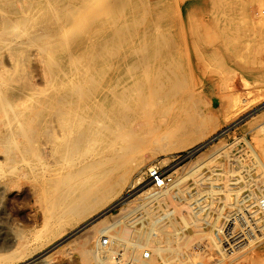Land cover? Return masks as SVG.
<instances>
[{"label": "rangeland", "instance_id": "obj_1", "mask_svg": "<svg viewBox=\"0 0 264 264\" xmlns=\"http://www.w3.org/2000/svg\"><path fill=\"white\" fill-rule=\"evenodd\" d=\"M105 1L93 0L91 7H88L89 10L87 9L89 12L85 9L86 13L84 11L76 13V21L72 23L73 28L63 17L66 9L64 6L60 8L61 2L51 0L47 5L37 4L34 7L38 15L35 24L38 27L42 25V28L46 29L44 34L47 35L43 37L49 38L50 41L47 40V43L53 38L51 34L49 37L50 30V33L53 30L58 32L56 34L59 42L65 45L62 47L64 50L62 56L66 62L68 61L70 77L48 88L44 79L47 78L46 61H40L36 54L22 60L23 55H20V52L18 54L10 52L8 44L1 39L0 95L18 100L16 104L21 111L24 109L31 111L33 105L38 102L46 105L54 91L58 92L69 86L94 87L101 82L104 74L128 70L130 79L127 83L132 84V93L129 96L125 95L127 101L122 102L118 109L125 112V106L129 103L137 109L144 98L140 91L151 88L152 92L149 96L155 98L157 103H166V109L161 115L163 126L171 124L183 128V131L189 127V131L175 133L173 138L167 136V139L160 144L166 147L164 151L153 155L149 154V149L155 148L156 144L139 139L125 140L128 135L123 134L118 144L112 146L106 139L107 132H104L98 135V138L107 141L105 142L107 149L101 157L95 150L87 149L83 154L84 158L80 156L74 160L75 162L65 164L66 167L62 162L57 161L58 163L54 162L51 165L52 169L46 167L41 168L40 171L33 167L32 156L28 153L26 155L17 148L13 149L12 154L15 163L7 162L3 153L4 146L0 143V264H21L22 258L30 259L32 256H37L33 264H98L95 261L83 260L76 249L69 251L64 249V246L67 247V241L73 239L72 242L76 241L75 239L82 232L68 237L71 229L75 227V217L71 216L73 218L59 222L48 207L50 200L59 192V188L56 189L54 186H59L56 177H64L66 174L70 175L65 176L66 179H70L68 181L70 184L74 180L86 179L91 174L90 177L96 179L93 180L94 183L104 187L103 196L95 198L96 208L93 213L90 212V215L88 214L78 223H84L89 219L91 221L97 217L103 219V225L108 223L111 228L107 234L109 236L111 234L112 239L104 245L107 244L111 248H108L109 252H105L104 248L101 253H106L107 257L114 260L113 262L111 260L112 264H130L133 255L126 254L128 249L134 250L136 257L141 255L142 251L143 255L147 252L151 256L150 248L139 242L140 237L148 232L156 235V239L158 237L163 246L167 245V250L161 252L163 254L154 253V259L150 261L151 263L154 261L152 264H264V208L258 203V200H264V155H262L264 151V22L258 19H264V0H148L151 5L143 8L140 4L135 11L131 7L130 0L126 2L113 0L117 4L112 0ZM5 2L7 0H0L1 30L5 26L4 23L8 22L6 19L10 16L11 10L13 11L18 4L15 2L6 5ZM109 3L110 16L106 13L99 17L97 12L94 13L99 5L108 4L109 7ZM246 5L253 9L247 10ZM112 6L115 8L112 9ZM149 7L152 8V13L158 16L155 17L161 27L159 36L156 31L151 36L145 34ZM134 12L141 19L131 15ZM80 13L84 16L85 14L88 16V13L97 16L89 15L90 19H88V17L83 18ZM79 14L80 17L82 16L81 19ZM51 18H54L53 22ZM54 21L60 23L58 24L60 28ZM23 22L12 23L9 38L19 39L23 35L21 34L25 31L21 29ZM50 22L52 26L55 24L53 28ZM76 24L79 26H75ZM67 25L70 27L67 28ZM87 29L89 32L86 31ZM140 29L143 30V34ZM69 30L72 31V35ZM161 38H163L162 42L165 41L163 44ZM67 43L70 48L67 47ZM20 47V51L26 50L25 46ZM65 47L79 54L67 57L68 51ZM158 51L166 52L167 58L165 65L168 68L161 73L158 71L160 66L155 68L150 65L152 64L150 56ZM15 57H19L18 60ZM85 61L88 63L87 68ZM151 82H153L152 86L149 85ZM47 88L54 90L48 92ZM38 90L43 93L40 94ZM44 99L45 101H42ZM237 106L238 111L233 114L232 111ZM3 111L0 108L1 131L5 128ZM124 123L125 119L120 118L113 120L112 126L117 127L120 124L125 126ZM27 124L31 125L29 119ZM23 127L28 126L23 125ZM201 128L207 129L206 132L209 128L213 129L207 136L199 138ZM24 136L21 129L9 133L14 143L25 142ZM180 140H188L192 144L169 151L168 148L173 144H179ZM200 143L201 146L196 147L193 153L188 152L190 147L198 146ZM250 147L254 148L261 158L256 156ZM146 154L150 157L143 160V155ZM79 158L81 161H78ZM82 160L85 163L91 161L93 164H90L91 169L89 166L88 170L80 171L84 164ZM76 162L81 163L76 164ZM153 164L162 169L167 177L166 182L160 188L153 187L149 193L142 194L140 193L142 190L151 186L143 181L142 174ZM69 165L74 168H70ZM94 166L95 168H92ZM77 172L80 174H76ZM79 175L81 177H78ZM53 176L55 178H52ZM136 177L140 179L136 181ZM166 192L168 199L161 200L160 196L162 193L167 194ZM77 204L79 206L80 201L75 199L66 206H77ZM130 206L135 207L133 211L122 216L112 225L111 215L118 213L123 207ZM60 229H64L63 234L56 236ZM102 236L107 238L106 233ZM215 240H219V243L216 244ZM102 263L101 261L100 264Z\"/></svg>", "mask_w": 264, "mask_h": 264}, {"label": "bare ground", "instance_id": "obj_2", "mask_svg": "<svg viewBox=\"0 0 264 264\" xmlns=\"http://www.w3.org/2000/svg\"><path fill=\"white\" fill-rule=\"evenodd\" d=\"M50 1L51 0H7V2H5V3H7L6 5H8V4L11 5V4H14L15 2H17L18 4H17V6L15 7V9L13 11L11 10L10 16L6 19L9 23L8 22H7V24H6V22L4 23V25H5L4 28L2 26L3 30H1V28H0V30H1V32H0V37H1L0 41L2 39V41L4 40V42L8 44V48H9L8 50L10 52H13L15 54H18V52H20L19 54L23 55V57H22L23 59L22 60L28 59L32 54H36L39 57L40 61H42V60L46 61L45 63H46V75H47V78H44V79L46 81L45 84H46V86H48V88H50L56 82L57 83L58 82H62L63 80H65V79L70 77V75L68 73V70L70 69V68L68 69V67H69L67 65L68 61L66 62L65 59L62 56V52L64 51L62 49V47H64L65 45L63 46L62 43L59 42L58 36L56 34L58 32L53 30V32L50 33L51 32V30H50L49 37H50V34H51V37H53V38H51L52 40H51L50 43H47V40L49 38L44 39V37H43L45 35L44 33H46L45 32L46 29L44 30V27L42 28V25L40 27H38V25L35 24V21H36V18L38 17V15L35 13L36 9L34 10V7L37 4H39V5L40 4L41 5L42 4L43 5H47V4L50 3ZM56 2L57 3L61 2L60 4H62V5H60V8H62V6L65 7V9H66L65 10V15L63 13H61V14L64 15L63 17H64L65 21H67L66 23H69L71 25V27L73 28L72 23H74L76 21V17H75L76 13H79V12L83 13V11L85 9H86V11H88L89 10L88 7L89 6L91 7V3H93V0H60V1L56 0ZM94 2H95V0H94ZM101 2H102V0H101ZM125 2H126V0H125ZM125 2H124V4H126ZM130 2H131V7L134 8V11H135L136 7H138V5H140V4L143 6V8H146L148 5H151L148 0H130ZM113 3H116V2L113 1ZM128 3H129V1H128ZM51 4H53V3L51 2ZM157 4H159V3H157ZM107 5L106 4L99 5L98 8H96V10L94 9L95 10L94 13L96 14V12H97L98 16L101 15V14L104 15V14L108 13V9L111 8V7H110V3H109V7ZM153 5L156 6V4H153ZM50 6L52 7V5H50ZM3 7H5V6H3ZM64 7H63V9H64ZM114 8L115 7H113L112 9H114ZM53 9H52V11H53ZM246 9L250 11V9H253V8L250 7L249 5H246ZM86 11H84V13H86ZM127 11H128V9H127ZM152 11L153 10H152L151 7H149V10L147 9V12H148V14H147V17H148L147 18V22L148 23L146 22L147 23V27H146V30H144V31H145V34L148 35V36H149V34L151 36L152 33L156 31L158 33L157 35L159 36V35H161V27H160L159 24H157L158 21H156V17H155V16H157L156 13L153 14ZM60 12H62V11L60 10ZM129 12H127V13H129ZM141 12H142V10H141ZM54 13H56V12H54ZM90 13H91V11H90ZM80 14H79V17H80ZM92 14H93V12H92ZM92 14L88 13V16L92 15ZM108 14H109L108 16H110V13H108ZM136 14L137 13L134 12V14H131V15H134L135 18H138V15L136 16ZM81 15L84 16L83 14H81ZM131 15H130V17H131ZM88 16H87V14H85V16L83 18H86ZM92 16L96 17L97 15L96 16L92 15ZM49 17H51V16H49ZM77 17H78V15H77ZM81 17L79 19H81ZM103 18H105V17H103ZM53 19H52V22H53ZM88 19H90V18L88 17ZM138 19H141V18L139 17ZM258 19H259L260 22H264L263 18H258ZM18 21H24L23 22L24 24L21 26V29L25 30V31H24V33L20 32L23 35H21V37L19 39L18 38L15 39V37H14V39L9 38L10 36H8V35L11 33L9 30L12 28L11 27L12 23H17ZM55 21H56V19H55ZM52 22H50V24ZM78 22H79V20H78ZM132 22H134V21H132ZM80 23L81 22H79L78 24H80ZM96 23H98V22H96ZM58 24H60V23L58 22ZM58 24H57V27L60 28V25L58 26ZM6 25H8V26L6 27ZM64 25H66V24H64ZM68 25H67V28L70 27V26L68 27ZM43 26H44V24H43ZM51 26H52V24H51ZM53 26H52V28H53ZM75 26H79V25L76 24ZM58 28H54V29L58 30ZM93 28H94V25H93ZM136 28H137V26H136ZM13 29H14V27H13ZM49 29H50V27H49ZM65 29H66V27H65ZM90 30H92V29H90ZM8 31H9V33H8ZM60 31L61 30H59V32ZM86 31L89 32L88 29ZM86 31H85V33H86ZM142 31L143 30H141V33H142ZM65 32H68V31H65ZM69 32H70V30H69ZM71 32H70V35H72ZM137 32H138V30H137ZM46 35H45V37H46ZM58 35H60V34H58ZM118 35H119V33H118ZM11 36H13V35H11ZM131 36H132V34H131ZM152 38H155V37L152 36ZM81 39H79V40H81ZM162 39L163 38H161V42H162ZM165 39H166V37H165ZM86 40H88V39H86ZM155 40H156V38H155ZM48 41H50V40H48ZM61 41H63V40H61ZM163 42H165V41H163ZM163 42H162V44H163ZM152 44H154V43H152ZM158 44H159V42H158ZM19 45L20 46L21 45L25 46L26 50L22 49V51H20L19 49L21 47ZM66 45H67V47H69L68 43ZM5 46H4V48H6ZM161 46H163V45H161ZM71 48H73V47H71ZM100 48H105V47H101L100 46ZM65 49H66V47H65ZM66 50L68 51L67 52V55H68L67 57H71V55L76 56L75 54H77V55L79 54L77 52H74L73 49H69V50L66 49ZM100 51H102V50H100ZM165 53L166 52L158 51V52H155L152 56H150V63H152L150 65L152 67H155V68L160 66L159 70H158L159 73H161L162 71L164 72L168 68L165 65V63L167 62V58H166ZM101 54H100V56H101ZM74 56H72V57H74ZM103 57H104V55H103ZM116 57H117V55H116ZM119 57H120V55H119ZM18 58L19 57H17L16 59L18 60ZM138 58H140V57H138ZM67 59L68 58H66V60ZM82 60H84V59H82ZM100 60H102V59H100ZM87 61H88V59H87ZM87 61H85V63H87ZM112 61H113V59H112ZM121 61H119V62H121ZM116 63H118V62H116ZM124 64H125V62H124ZM15 65H17V63H15ZM87 65H88V63L86 64V68H87ZM115 65L116 64L114 63V66ZM108 66L111 67L112 65H108ZM91 67L93 68V66H91ZM94 67H96V66H94ZM92 68H89V70H92ZM139 68H140V66H139ZM99 69H98V71H100ZM116 69H118V68H116ZM124 69L126 70L125 66H124ZM76 70L74 72H76ZM108 70H110V69H108ZM77 71H79V70H77ZM130 71H131V69H130ZM138 72H139V70H138ZM138 72H137V74H138ZM40 73H41V71H40ZM71 73H72V70H71ZM81 74H83V73L81 72ZM41 75L43 76L42 73H41ZM129 75H130V72L128 70L125 71V72L119 71V72H116V73L104 74V76H102L103 79L101 80V82L98 85H95L94 87H88L87 86V87H83L82 88V86H80L81 88L80 87L79 88H77V87L76 88L75 87L72 88V87L69 86V88L67 87L66 89L60 90L58 92L54 91V93L51 94V96H49V99L46 96V98L49 100V101L47 100L48 101L47 104L44 103L46 105H41L38 102L36 105H33L34 107L31 110L32 112L28 111V110L25 111L26 109H24V111H21L18 108L17 104H16L18 100L16 101L15 99H12L11 97L7 98V97H3V96L0 95V108H2L4 110L3 111L4 112L3 122L5 124L4 131L0 130L1 131L0 132V143H2L3 146H4L3 153L5 155V158H7L6 161L15 163L16 160L12 156L13 151H14L13 149H15V148L21 150L23 153H26V155H27V153H28V155H31L32 158H33L32 165L34 163L33 167L39 169V171H40L41 168H44V169L46 167L47 168L48 167L51 168V165L54 162H57V161L62 162L64 164L63 166H65V164H69L70 162H73L75 159H77L80 156H82L81 158H84L83 154H84L85 150H87V149L95 150V152L101 157L102 155H104V152L107 149V148H105V145H106L105 142H107V141L102 139V138H98V135L103 134L104 132H107V138L106 139L108 140V143L110 145H112V146L113 145L116 146V144H118L119 138L124 134L125 136L128 135L127 139H125V140L134 141V140L139 139L140 141L142 140V141H145V142H151L153 144H156L155 148L152 147V149H149L150 150L149 151L150 155H153V154L158 153V152L160 153L161 151L163 152L164 148H166V147H163L164 144L162 146L160 144L167 139V136H170V137L173 138L175 133H180V131L185 133V131H187L189 127L187 128V130L183 131L182 130L183 128H179L178 126H176V127L175 126H171V124H167V125L163 126V124L161 123V115L163 114V112L166 109V107H165L166 103H164V104L157 103L155 98H153L152 96H149L150 93L152 92L151 88H147V89H144V90L140 91L141 92L140 94L143 95L144 98H143L142 103L138 106L137 109H134L133 105L131 103H129L128 105L126 104V106H125L126 111L125 112H121L118 109V106H120V104L122 102L127 101L126 96H129L132 93V89H131V85L132 84L131 83H127V81H129V79H130ZM164 75L165 74H163V76ZM98 78H100L99 75H98ZM83 80L84 79H82V81ZM165 80H167V79H165ZM78 82H80V81H78ZM67 83H69V82L67 81ZM92 83H94V82L92 81ZM92 83H90V84L92 85ZM58 85L60 86V84H58ZM83 85H84V83H83ZM149 85L152 86L153 82L149 83ZM71 86H73V85H71ZM48 88H47L48 92L51 89H52V91L54 90V88H51L50 90ZM55 88H57V87H55ZM1 90L2 89L0 88V92H1ZM42 91L43 92L45 91L44 88H43ZM37 92H39V90ZM43 92H39V93L41 94ZM144 92H146L145 93L146 95L144 94ZM40 94H38V96ZM40 96L42 97V95H40ZM45 99L42 100V101H45ZM236 102L237 101L235 99V102H234L235 106H236ZM18 104H20V103H18ZM237 109H238V106L232 111V113L235 114L238 111ZM120 118H124L125 119V123H124L125 126H122L121 124L119 126H117V127L116 126H112L113 120H119ZM28 119L31 121V125L27 124V120ZM167 123H169V122H167ZM193 123H195V121ZM23 125H27L28 127L24 128ZM196 125H195V127H196ZM193 127H194V125H193ZM197 128H199V127H197ZM19 129H21V131L25 134V136H24L25 137V139H24L25 142H23V143H14L11 140V138L9 137V133H10V131H13V130H15L17 132V131H19ZM212 129L209 128V130L207 132L205 131L207 129H205V130L203 128L199 129L200 133L199 132L198 133L201 134V135H198V136H200L199 138H203V137L207 136V134H209V132H211ZM197 131H198V129H197ZM181 134H183V133H181ZM44 136H46V137H44ZM125 136H123V137H125ZM176 136H178V135H176ZM192 136H193V134H192ZM187 138H189V137H187ZM190 141H191V139H190ZM190 141H188V140L181 141L179 144L171 145L168 149L170 151V150H176L178 148H184L185 146H189V145L191 146L192 143ZM141 143H143V142H141ZM259 143H262V142H259ZM200 146H201V143H200V145L198 144V146L190 147L188 152L191 154V153H193L195 151L196 147L198 148ZM250 148L253 150V153L256 156L261 158L260 155L254 150V148H252V147H250ZM263 149H264V147H263ZM262 153H263L262 155H264V151ZM149 154L148 155L147 154L143 155L144 156L143 160H145L148 157H150ZM141 157H142V155H141ZM93 158H94V156H93ZM143 160H142V162H143ZM78 161H81V159L78 160ZM139 161L141 162V159ZM92 162H97V161H92ZM0 163H1V161H0ZM5 163H3V165H6ZM79 163H81V162H79ZM79 163L76 162V164H79ZM90 164H92L91 161L87 162V163L84 162V164H82V166L80 165L81 166V170L80 171L88 170L87 168H89ZM95 164L96 163H94V165ZM26 165L28 166L29 164H26ZM58 165L62 166L60 164H58ZM11 166H12V164H11ZM69 167H70V165H69ZM69 167H67V168L69 169ZM71 167H73V166H71ZM67 168H65V170ZM78 168L80 169V167H78ZM92 168H95V166L92 167ZM9 169H10V167H9ZM44 169H42V170H44ZM90 169H91V166H90ZM14 170H15V168H14ZM65 172H67V171H65ZM90 172L91 171H89V173ZM108 172H109V170H108ZM108 172H107V174L109 175ZM85 173H83V174H85ZM59 174H58V176H61ZM72 174H75V173H72ZM76 174H80V173L77 172ZM90 175L88 177L86 176L87 177L86 179L82 178V180H80V181L74 180L72 178L74 180V182L72 183L70 181L71 184L68 182L70 179L69 180L66 179V177L70 176L69 174L66 177L65 176L64 177H59V178L56 177L57 181L59 182L58 183L59 186L58 187H57V185H54V186H56V189L59 188V192L58 193L56 192L57 193V195H55L56 197L54 196V198L50 200V202L48 203L49 204L48 207L51 209L50 210L51 213L53 212L52 214L54 215V218L59 220V222H63L65 219L67 220V219L75 217V219H74L75 223H76L74 225L75 227L73 229H71L72 231H70L71 233L69 234L68 237H70V236H72V235H74V234H76L78 232H82L81 235H79V237H77V238H80V239L76 238L75 239L76 241H74V242H72L74 239L72 241H67V243H66L67 247L64 246L65 250H68V251L72 250V249L78 250L80 252L81 256H82V259L85 260V261H89V262L95 261L98 264H100V262L102 261L103 262L102 264H112V262L114 260H112L110 257H107L106 253L105 254L101 253V250L104 249V248H105L104 249L105 252L106 251L109 252V250H110V249H108L110 247L109 245H107V244L104 245V243H108V241H110L112 239L111 234H110V236H109V234H107V231L110 230V228H111V227H109V225H107L108 223L106 225H103V223H102L103 219H98V217L93 219V220H91V221L89 219V220L85 221L84 223H78L79 220H81L82 218H85V216H87L88 214L90 215V212L93 213L92 211L95 210V208H96L95 207L96 206L95 205V202H96L95 198H99L100 196H103L102 191H103L104 187L99 186V185L97 186L94 183V181H93V180H96V179H94L95 177L93 176L94 178L92 179L90 177ZM94 175L96 176V174H94ZM62 176H63V174H62ZM71 176L74 177V175H71ZM78 177H81V176L79 175ZM78 177H76V179ZM52 178H55V177L53 176ZM138 179H140V178L136 177L135 180L137 181ZM54 180H52L53 183L55 182ZM52 181H51V183H52ZM55 184H56V182H55ZM52 186H53V184H52ZM105 187H107V186H105ZM157 188H160V187H157ZM151 190H153V186H150L149 188L142 190L140 193H142V194L143 193H149ZM166 195H168V193L167 194L162 193V196H160V199L164 200L165 198L168 197V196L166 197ZM157 196H158V200H159V195H157ZM75 199L80 201V205L79 206H78V204H77V206H72V205L66 206L67 204H70L72 202V200H75ZM260 201L258 200V203H260ZM133 208H135V207L134 206H132V207L131 206L130 207H123L122 209H120V211L118 213L116 212V214H112L111 215V218H112L111 224L113 222L115 223L116 221H118L122 216H126L129 213H131L133 211ZM71 216H73V217H71ZM181 219H182V217H181ZM161 226H163V225H161ZM164 227H165V225H164ZM164 227H162V228H164ZM162 228H160V229H162ZM63 231H64V229H60V231H58L55 235L56 236L57 235L60 236V234H63ZM112 231H113V229H112ZM117 231H118V229H117ZM159 231H162V230H159ZM103 233L104 234L106 233L107 238H104L103 236L101 237V235ZM150 233H152V232H150ZM50 238L52 239V237H50ZM140 238H141V240L139 241L140 244L141 245L142 244L147 245L150 248V251H152L151 252L152 254L150 256V253H148V256L146 257L147 259H144L143 251L141 252V255H138L139 257L138 256L136 257L135 252H133L134 250L130 251L128 249V250H126V254L128 256L129 255H133V258H132V261L130 262V264H152V263H154V261H152V263L150 261L152 260L154 253L157 252V253L160 254L162 251L167 250V247H166L167 245L163 246L159 242L158 237H157V239H158L157 240L156 239V235L154 236L153 233L149 234V232H148L147 234H144ZM103 239H104V241H103ZM135 240H137V239H135ZM99 241H101V242H99ZM119 241H121V240H119ZM215 242H216V244H218L219 240L218 241L215 240ZM135 243H137V242H135ZM137 244H139V243H137ZM98 245H100V247ZM117 245H118V243H117ZM141 248H142V246H141ZM169 248H171V247H169ZM64 249H61V250H64ZM132 249H133V247H132ZM68 251H66V252H68ZM60 253H62V252H60ZM138 253H140V251ZM161 254H163V253H161ZM140 256L142 258H140ZM36 257H33V256L31 258L28 257L30 259H27L26 257L22 258L21 259V262H22L21 264H31L32 262H34L33 260ZM111 260H112V262H111ZM116 262H118V260Z\"/></svg>", "mask_w": 264, "mask_h": 264}, {"label": "built area", "instance_id": "obj_3", "mask_svg": "<svg viewBox=\"0 0 264 264\" xmlns=\"http://www.w3.org/2000/svg\"><path fill=\"white\" fill-rule=\"evenodd\" d=\"M142 175H143V181H145L146 184H150L151 186L156 188L163 186L167 179L162 169L156 164L147 167ZM260 203L264 208V200H261ZM147 256L148 253L147 252L144 253V257Z\"/></svg>", "mask_w": 264, "mask_h": 264}]
</instances>
